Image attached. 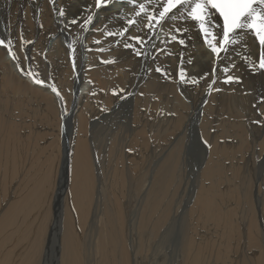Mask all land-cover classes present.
<instances>
[{
	"label": "bare ground",
	"instance_id": "bare-ground-1",
	"mask_svg": "<svg viewBox=\"0 0 264 264\" xmlns=\"http://www.w3.org/2000/svg\"><path fill=\"white\" fill-rule=\"evenodd\" d=\"M144 2L148 8L147 14L158 15L156 9L165 0ZM131 7L114 3L96 10L94 0H0V18L5 21L1 30L6 32L5 44L8 45L11 41L9 47L15 55L14 59L9 55V47L0 46V174L4 178L9 177L14 166L17 173L18 166L23 164L22 160L27 161L26 165L34 161L39 163L41 169L39 167L37 171L40 173L42 168L51 165L44 183L42 180L37 181L32 188L24 187L27 190L25 196L18 190V183L16 182V186L14 184L13 189L16 190L12 192L17 196L0 216V252L3 248L2 241L7 238V219L16 211L21 213L28 201L30 208L40 205L45 184L52 179L53 192L49 203L52 212L51 217L49 214L50 218H47L52 220L50 225H46V228L49 226L47 230L41 232L40 228L34 241L31 240V233L27 236L21 256L22 264H44L43 260L38 262V258L54 250V246H58L60 252H54L57 256H53L52 264H83L82 253L86 260L84 264H89L92 256L97 255V248L106 264H136L139 251H151L149 258L153 261L152 264H201V261L202 264H210L212 257V262L220 259L221 264H264V239L255 222L252 201L246 191L241 196L236 194L237 182L246 175L233 164V160L245 148V152L250 149L256 156H261V147L264 148V69L258 68L261 52L258 40L251 34L246 39V48L244 45L229 46V52L222 51L217 57L211 53L203 35H197V28L176 31L177 25L183 28L185 24H192L190 20L179 19L177 13V19L169 20L164 27L149 29L144 24L129 26L132 36L154 37L143 49L149 55L138 57L133 55L132 49L123 47L124 37H106L103 34L105 27L111 31L122 30L121 25L126 24L123 14ZM60 9L65 11V16H60ZM89 9L94 14V20L87 27H82ZM133 15L131 11H127V18H132ZM71 18H75L77 24H71ZM55 19L62 22V29L54 26ZM144 22L147 23L146 16ZM212 23L215 28L222 27L221 20H213ZM31 29L30 35H27ZM73 30L77 36L68 37L67 34ZM8 31L10 32L7 33ZM173 35L177 37L176 41L171 40ZM181 35L185 39L184 46L178 43ZM50 38L52 42L47 45ZM219 39H222V33ZM97 40L100 41L99 44L95 43ZM208 40L215 43L217 38L208 37ZM101 48L105 50L100 51ZM37 51L46 53V64L49 67L53 65L46 55H58L61 68L57 75L63 83L66 76L72 75L69 106L65 107L63 100L50 87L35 83L25 73L17 54L23 55L26 62L22 64L29 71L32 62L29 55ZM246 57H251L255 70L248 66ZM188 58L193 62L187 63ZM105 60L113 62L103 63ZM157 66L167 72L168 77L156 72ZM225 66L229 69L227 73L223 71ZM213 68L216 69L215 75L212 74ZM181 71H184L186 80L196 76L199 82H182ZM74 73L76 76H73ZM227 75L239 77L241 83H223ZM74 78L76 83L73 82ZM213 79L216 83L210 89L209 84ZM217 88L221 91H216ZM83 91L86 92L83 94ZM119 102H127L128 109L126 108L124 117H120L118 109L115 110L116 106L121 105ZM64 117L73 121L65 137L61 128ZM100 119L107 121L95 127ZM35 120L44 127L40 126L41 132L33 136L27 130L33 127ZM52 121L56 122L57 128ZM191 124L196 125V133L205 135V143L209 145V157L204 163L199 162L202 170L195 176L193 184L190 183L188 174L189 157L183 156L182 152V147L186 148L183 144ZM43 128L48 133H52L50 129L57 130L54 141L60 150V157L57 150L54 151V143H48L47 140L44 142L49 134L44 133ZM96 131L112 133L113 137L107 138L108 148L117 142L126 141L127 148L130 146L129 148L139 149V156L133 155L132 161L103 160L96 167L97 162L93 161L91 153V146L101 142ZM246 134L251 136L246 137ZM172 136L174 140L165 148L168 150L165 158L157 159L155 144L161 139L166 143ZM40 142L43 144H39ZM62 146L67 151L66 155ZM257 148L260 149L258 152L255 151ZM22 149L28 152L23 153ZM101 149L103 150V146ZM102 150L101 153H104ZM148 151L149 162H146L144 155ZM228 161L231 164L227 165ZM28 173V169L22 172L20 179L23 177L24 180ZM3 183L0 178V191ZM194 184L196 188L192 187ZM96 185L98 189L95 188ZM225 185H229V188H224ZM48 186L50 187L49 184ZM193 188L194 192L189 193ZM187 194L189 202L181 213ZM135 197L141 199L136 201L135 207H131L130 203ZM70 201L73 207L69 204ZM244 202L247 204L250 224L249 229H246L245 245L239 242L241 229L234 218ZM69 207L77 218L72 216L74 213H71ZM178 218L181 220V224H178L182 238L176 250L170 247L172 244H169L168 238ZM79 226L82 231L86 227L88 229L83 241L79 236L81 228L77 229ZM198 228L205 232L199 234ZM219 228L227 230L225 236H228V240L224 238L226 242L223 243L227 244L225 249H222L223 245L220 246L223 234H218L216 243L215 240L210 241L207 231L211 230L217 235ZM30 230L29 227V232ZM125 230L127 244L123 239ZM232 243L231 251L229 246ZM14 245L16 249L20 242ZM219 249L225 253L232 252V257L222 258L223 254L217 255L221 252L218 253ZM13 251H8V254ZM4 260L0 259V264L11 259L8 260L7 257Z\"/></svg>",
	"mask_w": 264,
	"mask_h": 264
},
{
	"label": "rangeland",
	"instance_id": "rangeland-1",
	"mask_svg": "<svg viewBox=\"0 0 264 264\" xmlns=\"http://www.w3.org/2000/svg\"><path fill=\"white\" fill-rule=\"evenodd\" d=\"M55 22V27L57 28V29H62V22H59L57 19H55L54 20ZM4 24H5V21L3 20V18H0V39L1 40H4V36H5V34H6V32L4 33L3 32V30H1V28H2V26H4ZM30 31H32V29L31 30H28V34L27 35H30ZM10 31H8L7 33H9ZM4 34V35H3ZM2 35H3V37H2ZM71 35H73V36H77V33H76V31L75 30H73V31H71L70 33H68L67 34V36L69 37V36H71ZM18 36H20V35H18ZM42 40H45V39H42ZM51 40V41H50ZM79 40V42L81 43V39L79 38L78 39ZM50 42H52V38H50L49 40H48V42H47V45H48V43H50ZM45 43H46V41H45ZM45 53V52H44ZM17 54V53H16ZM46 54V53H45ZM45 54H43V52H39V51H37V52H34V53H31L30 55H29V57H30V59L32 60V62L30 63V67H29V71H26V70H28L27 69V67H26V65L24 66V64H22V63H24V61L26 62V60H24V58H23V55L21 54V53H18L16 56L18 57V59L20 60V63H21V65H22V67H23V69H24V71H25V73H30L31 75V79L35 82V80H37V79H39V80H42L44 83L43 84H41V85H46L47 87H50V85H55V87L57 88V91L60 93V96L61 97H63V102H64V106L65 107H67V106H69V102L71 101V99L69 98V94L70 93H72V87H70V85H71V77H72V75H69V76H66L65 77V82L63 83L62 82V80H61V78L60 77H58V75H57V71H58V69H60L61 67H59L60 65L58 64V60H59V57H58V55L57 54H50V55H46L47 57H50L49 59L51 60V63H52V65L55 67H53V66H51V67H49L47 64H46V60H47V58L45 59ZM81 57V60L83 59V55H81L80 56ZM44 58V59H43ZM54 58V59H53ZM45 60V61H44ZM50 71V72H49ZM54 71V72H53ZM73 76H76V74L74 73V75ZM31 80V81H32ZM30 81V82H31ZM49 81V82H48ZM76 81V78H74V81L73 82H75ZM76 83V82H75ZM31 84H33L32 82H31ZM74 84V83H73ZM35 85V84H34ZM40 85V84H39ZM51 88V87H50ZM3 90V89H2ZM86 91H83V94L85 93ZM118 104H121V105H118V106H116L115 107V110H117L118 109V112H120L121 114H119L120 115V117L122 116V117H124L125 116V113H126V111H127V102H123V103H121V102H119ZM122 108H121V107ZM126 106V107H125ZM123 109V110H120V109ZM127 108V109H126ZM90 112V111H89ZM91 113V112H90ZM29 115H33V113H29ZM66 118V120H67V122H66V129H64L63 128V119H62V123H61V128H62V130L64 129V133H65V136L68 134V129H69V126L71 125V123H73V121L69 118V117H65ZM92 120H94V119H92ZM95 121V120H94ZM107 121V120H106ZM106 121H103L102 119H100V121H98V124L96 123L94 126L95 127H97V126H100V125H103ZM37 123H38V125H37ZM52 124H53V126H55L56 127V122L55 121H52ZM24 126H26V125H24ZM40 126H42V127H44L43 125H40L39 124V122H37V120H35V123L33 124V127H31V129H28L27 130V133L28 132H30L33 136L34 135H37V134H39L40 132H41V127ZM94 127V128H95ZM194 127V128H193ZM195 127H196V125L195 124H191V126H190V128H189V132L187 133V135H188V137H187V135H186V137L188 138H186L185 137V139L186 140H184V146L186 145V148L185 147H182V152H184L183 153V156H186V158H187V155H188V157L189 158H187V160H188V169H189V172H188V174H189V178L191 179H188V181L190 180V183L191 184H193L194 183V180H195V176L198 174V173H200V171L202 170H200V167H201V164L200 163H204L205 161H207V159H208V157H209V145L207 144V143H205V140H206V137H205V135L204 134H199V133H196L195 132ZM57 128V127H56ZM51 130V132L52 133H48L47 132V129L46 128H43V131H44V133L46 132L47 134H49L45 139H44V142H46V140L48 141V143L50 142H52V143H54V145L56 146V148H55V150L54 151H56L57 150V152H58V154H59V157L61 156V154H60V150L59 149H57L58 148V146H57V144H56V141H54L55 139H54V137H55V134H56V132H55V130L53 131V129H50ZM38 131V132H37ZM42 131V132H43ZM57 131V130H56ZM33 132V133H32ZM55 132V133H54ZM98 132V133H97ZM35 133V134H34ZM96 133H97V138H99V139H101L100 141L101 142H99V143H97L96 141V143H94L93 144V147L91 146V153H92V158H93V161H96L97 162V164L95 165L96 167H99V163L100 162H102L103 160V162H108L109 161V159H110V161L111 160H128V161H132L133 160V158H132V156L133 155H135V156H139V153H140V151H139V149H137V148H127V146H128V144L126 143V141H124L123 143L122 142H117L115 145H113V146H111V147H107L106 146V142H107V138H112L113 136H112V133L110 132H108L109 134H107V132H105V133H103V131H96ZM102 135H101V134ZM106 134H107V136H106ZM197 134V135H196ZM100 135V136H99ZM64 136V137H65ZM110 136V137H109ZM191 136V137H190ZM250 137L251 135L249 134V135H247L246 134V137ZM51 138H53V139H51ZM103 138H104V140H106L105 142H104V140H103ZM173 138V139H172ZM190 139V140H189ZM173 140H174V136H172L171 138H170V140L168 141V142H166L165 143V140H163V139H161V141L160 142H158L157 144H155V146H157V147H155V150L157 151V154H156V158L157 159H164L165 158V156H166V153H167V149H165L166 147H168V145H171V143L173 142ZM164 141V142H163ZM191 141H193V143L191 142ZM29 142V141H28ZM150 142H152V141H150ZM104 143H105V145H104ZM126 143V144H125ZM161 143V144H160ZM162 143L164 144L163 146H162ZM187 143V144H186ZM39 144H43L42 142H40ZM204 144H207V145H204ZM125 145V146H124ZM100 146V147H99ZM103 146V150L101 149V147ZM118 146V147H117ZM189 146V147H188ZM96 147H98V148H96ZM94 148H96V149H98L97 151H96V149H94ZM111 148V149H110ZM123 148H125V150L123 149ZM164 148V149H163ZM27 149V148H26ZM107 149V150H106ZM161 149V150H160ZM163 149V150H162ZM197 149V150H196ZM199 149V150H198ZM246 149V148H245ZM245 149H244V151L241 153V155L239 154V156L237 155V158L236 159H234L233 160V164L239 169V171L245 176V178L242 180V178H241V180L239 181V182H237V188H236V190H237V192H236V194H237V196L239 195V196H241V195H244L245 193V191L248 193V195H249V198L251 199V201H252V207H253V214L255 215L254 217H255V222H256V224H257V226H258V229H259V231H260V236H261V238H263L264 239V148H262L261 147V149H262V155L261 156H259L258 154H257V156H256V154L255 153H253L252 154V152H251V150L250 149H248V151H246L245 152ZM94 150V151H93ZM101 150H102V152H104V153H101ZM115 150V151H114ZM167 150V151H166ZM202 150V151H201ZM205 150V151H204ZM249 150H250V152H249ZM260 149L259 148H257L255 151L256 152H258ZM26 151L28 152V150H25V152H24V150L22 149V152L23 153H26ZM124 151V152H123ZM159 151H160V153H159ZM198 151V152H197ZM31 151H29V153H30ZM128 152V153H127ZM208 152V153H207ZM99 153V154H98ZM110 153V154H109ZM113 153H115V154H113ZM125 153V154H124ZM149 151L144 155L145 157L144 158H147V160H146V162H149V160H148V156H149ZM195 153V154H194ZM249 153V154H248ZM98 154V155H97ZM165 154V155H164ZM199 154V155H198ZM205 154H206V156H205ZM244 154V155H243ZM246 154V155H245ZM101 155H103V156H101ZM114 155V156H113ZM148 155V156H147ZM159 155H161V156H159ZM196 155V156H195ZM208 155V156H207ZM100 156V157H99ZM124 156V157H123ZM121 157V158H120ZM198 157H199V159H198ZM201 157V158H200ZM248 157H250V160H248ZM254 157V158H253ZM97 158V159H96ZM100 158V159H99ZM238 158H242V159H238ZM202 159V160H201ZM27 160V159H26ZM194 160H196V161H194ZM238 160V161H237ZM240 160V161H239ZM162 161V160H161ZM160 161V162H161ZM23 164H18V165H20V166H18L19 168H18V170H17V173H15L16 172V168H15V166H14V168L12 169V172H11V174H8V176L9 177H7V178H4L3 177V174H0V178L3 180V187H2V190L0 191L1 193H0V211H1V208H2V211L0 212V216H1V214H2V212H4V210L6 209V207H8V205H9V203H10V201H12L17 195H14L13 194V192H15L14 190H16V189H13V186H14V184H15V186L17 185V183H18V190H20V192H21V194L23 195V196H25L26 195V193H27V190L26 189H24V187H26V188H32L33 187V185L37 182V181H41L42 182V180H43V183L45 182V178H46V174H47V171H48V169H49V167L51 168V165H49V166H47V167H44V168H42V173H40V171L38 172L37 170L39 169V167H40V169H41V166L39 165V163H37L36 161H34V162H32V163H30L29 165H26L27 164V161H25V160H22L21 161ZM196 162V163H195ZM200 162V163H199ZM191 163V164H190ZM194 163V164H193ZM198 164V165H197ZM226 164L227 165H229V164H231V162L230 161H228V162H226ZM242 164V165H241ZM195 165V166H194ZM23 166H25V167H23ZM38 166V167H37ZM57 165L55 164V167H56ZM194 167H196V168H194ZM38 168V169H37ZM57 168V167H56ZM191 168V169H190ZM202 168V167H201ZM5 169H6V167H5ZM10 169V168H9ZM22 169H23V171H22ZM27 170L28 169V176H26V177H24V180H22L23 179V177H21V179H20V176H21V173L22 172H24L25 170ZM44 169H45V171H44ZM187 169V170H188ZM194 169V170H193ZM198 169V170H197ZM51 170H53V169H51ZM190 170H192V171H190ZM200 170V171H199ZM242 170V171H241ZM37 171V172H36ZM44 171V172H43ZM199 171V172H198ZM20 172V173H19ZM195 172H197V173H195ZM20 175H19V174ZM52 173V172H51ZM193 173H194V175H193ZM15 174V175H14ZM192 174V175H191ZM248 174V175H247ZM14 175V176H13ZM32 175V176H31ZM12 176H13V178H12ZM249 177V178H248ZM6 179V180H5ZM193 179V180H192ZM21 180V181H20ZM49 180V179H48ZM248 180V181H247ZM51 181H52V179L51 180H49L48 182H46V184H45V189H44V191H43V197H42V202H41V204L40 205H35V207L34 206H31V208H33V209H31L30 207H29V201H28V203H27V205H26V207H22L21 209H22V211H21V213L20 212H15V213H13V215H12V217H10V218H8L7 219V222H6V225H9V227L5 230V234H6V236H7V238L4 240V241H2V244H3V248H2V250H1V252H0V259H6L7 257H8V260L9 259H11V260H9V261H7V262H5V263H3V264H22V260H21V256L23 255V249H24V246L26 245V241L28 240V238H27V236L29 237V234L31 233V235H32V237H31V240L32 241H34L35 240V237H36V234L38 233V232H40L41 231V229H42V231L41 232H43L45 229L47 230L48 228H49V226H48V228H46L47 226V224H49L50 223V220H52V218L51 219H47V218H50L51 217V212H52V207H51V204H49V203H51V196H52V193L51 192H53V188H51V187H53V186H51V185H53V183L51 184ZM17 182V183H16ZM50 182V183H49ZM53 182V181H52ZM27 183V184H26ZM42 183V184H43ZM48 184L50 185V187L48 186ZM206 184H208V183H206ZM24 185V186H23ZM195 186V188H196V184H194L192 187H194ZM229 185H225L224 186V188H227ZM47 187V188H46ZM191 187V188H192ZM8 188V189H7ZM95 188L96 189H98V186L96 185L95 186ZM229 188V187H228ZM227 188V189H228ZM13 189V190H12ZM95 189V190H96ZM194 188L192 189V192H191V190H190V192L189 193H193L194 192ZM13 191V192H12ZM6 192H7V194H6ZM50 193V194H49ZM8 195V196H7ZM47 195V196H46ZM135 195V194H134ZM189 194H187L186 195V197L184 198V201H183V203H182V211H180L181 213L182 212H184L185 211V205H187L188 204V202H189V199H188V196ZM194 195V194H193ZM46 196V197H45ZM12 197V198H11ZM136 199V200H135ZM141 198L140 197H135L134 198V200L132 199V201H131V207H135V204H136V201L138 200H140ZM254 200V201H253ZM256 200V201H255ZM261 202H260V201ZM125 201V200H124ZM185 201H186V203H185ZM255 202V203H254ZM6 203V204H5ZM43 203V204H42ZM46 203V204H45ZM126 203H129V202H126ZM192 203H193V200H192ZM257 203V204H256ZM48 204V205H47ZM69 204L73 207V204H72V202L70 201L69 202ZM254 204V205H253ZM44 206V207H43ZM70 206V207H71ZM247 204L244 202V204L241 206V208H240V210H239V213H238V215L235 217L234 216V218L237 220V223L239 224V228L241 229L240 231H241V233L239 234V242H240V244H242L243 243V245H245L244 243H246V241H247V238H246V236H247V231H246V229L248 230L249 229V226H250V224H249V216H248V214H247ZM69 207V208H70ZM230 207V205H228V208ZM255 207V208H254ZM41 208V209H40ZM44 208V209H43ZM49 208V209H48ZM129 208V207H128ZM231 208V207H230ZM246 208V209H245ZM257 208V209H256ZM20 209V210H21ZM45 209H48V210H45ZM223 209H224V206H223ZM43 210H45V211H43ZM73 210V209H72ZM37 211H38V213H37ZM70 211H71V208H70ZM259 213H258V212ZM25 212H26V214H25ZM43 212H45V213H43ZM48 212V213H47ZM257 212V213H256ZM23 213H24V215H23ZM40 213H42V214H40ZM71 213H74V214H72V216L75 218H77V215L75 214V212L73 211H71ZM92 213V212H91ZM180 213V214H181ZM17 214H19V215H17ZM30 214V215H29ZM45 214L47 215V216H45ZM49 214H50V217H49ZM257 214V215H256ZM16 215L19 217H17V219H15L16 218ZM21 215L23 216V217H21ZM32 215H33V217H32ZM247 215V217L245 218V216ZM11 218H13V220L11 219ZM21 218H23L22 220H21ZM35 218V219H34ZM241 218V219H240ZM20 219V220H19ZM27 219H28V221H27ZM31 221H30V220ZM246 219V220H245ZM259 219H260V221H259ZM34 220V221H33ZM42 220H43V222L44 223H42ZM48 220V221H47ZM178 220H180L179 218H178ZM178 220H176V224H175V226H174V229L173 230H171V233H170V237L168 238L169 239V244L171 245L170 247L172 248V249H176V250H178V245H179V242H180V238H182L181 237V231H180V224H181V220L180 221H178ZM15 222L14 223V225L12 224L13 222ZM30 221V222H29ZM123 222H124V219L122 220ZM29 222V223H28ZM260 222V223H259ZM178 223H180V224H178ZM12 224V225H11ZM15 224H16V226H15ZM22 224V225H21ZM33 224V225H32ZM18 225V226H17ZM25 225V226H24ZM29 225V226H28ZM50 225V224H49ZM179 225V226H178ZM240 225H243V226H240ZM19 226H22V227H19ZM32 226V227H31ZM13 229H12V228ZM29 227H30V232H29ZM33 227H34V229H33ZM179 229H178V228ZM242 227V228H241ZM248 227V228H247ZM17 228H20L19 230H16ZM41 228V229H40ZM80 226L79 227H77V229L78 230H80ZM176 228V229H175ZM11 229V230H10ZM14 229H15V231H14ZM21 229H22V231L23 232H25V233H23L22 231H21ZM26 230V231H24V230ZM85 229H87V227L86 228H84V232L82 231V228H81V231L79 232V236H80V238H81V240L83 241L84 240V237H85V235H86V233H87V231H88V229L87 230H85ZM10 230V231H9ZM33 230V231H32ZM134 230V229H133ZM198 233L199 234H203L205 231L204 230H202V229H200V228H198ZM9 231V232H8ZM21 232V233H15V232ZM37 231V232H36ZM208 231V234H209V236L211 237L210 238V241L212 240V241H214L215 240V238L218 236V234L219 235H222L223 234V236H222V240H221V245L220 246H222V247H224V248H222V249H225V247L227 246V244H223V243H225L226 242V240H224V238L225 239H227V237L228 236H225V233H226V231H224V230H222L221 228H219V229H217V235L215 234V233H212L213 231H211V230H207ZM86 232V233H85ZM229 232V231H228ZM263 232V233H262ZM13 234V236L11 237V235ZM135 233V232H134ZM8 234V235H7ZM180 234V235H179ZM229 234V233H228ZM228 234H226V235H228ZM10 235V236H9ZM17 235H19V236H17ZM215 235V236H214ZM230 235V234H229ZM23 236H25V238H22ZM135 237H137V234L135 233V235H134ZM179 236V237H178ZM11 237V238H10ZM15 237V238H14ZM21 237V238H20ZM123 239L125 240V242H126V244H127V241H126V239H127V237H126V230L124 231V233H123ZM11 240V241H10ZM223 240H224V242H223ZM228 240V239H227ZM244 240V241H243ZM18 241L20 242V245L19 246H17V248L15 249V245L14 244H16L17 245V243H18ZM208 241V240H207ZM209 241V242H210ZM216 241V240H215ZM243 241V242H242ZM218 242V240L216 241V243ZM22 243V244H21ZM25 243V244H24ZM82 243H84V242H82ZM236 243V242H235ZM233 244L234 243H232L230 246H229V249L232 251V249L231 248H233ZM238 244V243H237ZM21 247V248H20ZM98 247V246H97ZM5 249V250H4ZM216 249V248H215ZM222 249H219L218 250V253L222 250ZM10 251V250H14L13 251V256H12V254H8V251ZM59 251L60 252V249H59V247L58 246H54V250H52V251H50L48 254H44V256H42L41 258H38V262H42V260L44 261V264H52V260H53V256H57V255H54V252L55 251ZM83 250V249H82ZM99 249L97 248L96 249V254L97 255H94L95 257H93L92 256V262H90L89 264H93V262L95 263V264H106L104 261H102L103 260V256L101 255V254H99V251H98ZM229 250V251H230ZM16 251V252H15ZM83 252V251H82ZM149 251H147V252H140L139 251V254L137 255V263L136 264H141V263H143V264H152L153 263V261L151 260V258H149V256H150V253H151V251H150V253H148ZM216 252V251H215ZM21 253V254H20ZM147 253V254H146ZM15 254V255H14ZM83 254V256L85 257V255H84V253H82ZM142 254V255H141ZM223 254V255H222ZM225 254H227V255H225ZM59 255V254H58ZM140 255V256H139ZM217 255H219V256H221L222 255V258L224 257H232V252L231 253H225V252H220L219 254H217ZM7 256V257H6ZM10 256H12L11 258H10ZM146 256V257H145ZM213 256H214V253H213ZM6 257V258H5ZM83 257V262L85 263V258ZM97 257V258H96ZM102 258V259H100V258ZM148 257V258H147ZM96 259V260H95ZM35 260L37 261V258H35ZM131 260V258L129 257V262H131L130 261ZM140 260V261H139ZM143 260V261H142ZM168 261H169V259H167ZM5 261V260H4ZM142 261V262H141ZM212 261H214V258L212 257L211 258V260H210V264H215V263H218V264H221V260L219 259L217 262H212ZM9 262V263H8ZM204 262V261H203ZM83 263V264H84ZM88 263V262H87ZM54 264H57V263H54ZM201 264H202V261H201Z\"/></svg>",
	"mask_w": 264,
	"mask_h": 264
},
{
	"label": "snow or ice",
	"instance_id": "snow-or-ice-1",
	"mask_svg": "<svg viewBox=\"0 0 264 264\" xmlns=\"http://www.w3.org/2000/svg\"><path fill=\"white\" fill-rule=\"evenodd\" d=\"M123 4L127 7V5H131L130 9L127 11H131L134 15L132 18H127V11L123 14V18L126 20V24L121 25L122 30L111 31L108 28L103 29V34L106 37L119 36L124 37L125 42H123V47L126 49H132L133 55L138 57H147L149 53L143 51L148 43L152 42L153 36L142 37L139 35L132 36L130 34L131 28L129 26H138L140 24H144V27L149 29L155 27H164L167 25L169 20L177 19V13H179V19L181 20H190L192 22L191 25L185 24L182 28L180 25H177V32L188 31L189 28H197V35H203L205 42L208 44V47L211 50V53L217 55L219 57L221 52H229L231 49L229 46H237L244 45L246 48V39L249 35L254 34L256 40H258L259 45L261 46V52L258 62V68L264 69V0H165L163 4H161L160 8L156 9L158 15L155 13L147 14L148 8L144 2V0H94V8L96 10L101 9L102 7H107L109 4ZM138 9V10H137ZM176 10L175 12L173 10ZM214 10V12H213ZM89 14L84 20V25L82 27H87L92 24L94 20V14L91 9L88 10ZM59 14L61 17L65 16V11L63 9L59 10ZM171 14V15H170ZM218 14V16L216 15ZM145 16L146 21L145 23ZM216 20L219 22L222 20V27L215 28L212 21ZM155 21L153 24L152 22ZM71 24H77V20L75 18L70 19ZM91 30V29H88ZM126 33L128 35L126 36ZM222 33V39H219ZM215 36L217 38L216 42L213 43L208 40V37ZM191 38V37H189ZM172 41H176L177 37L173 35L171 37ZM129 41H134L131 43ZM95 43L99 44L100 41L97 40ZM178 43L182 46L185 45V39L183 35L178 40ZM9 44L6 45L4 40H0V46L9 47ZM219 44V47H217ZM138 46V47H137ZM71 48V45H69ZM105 49L101 48L100 51H104ZM9 55L13 56L15 59V55L9 47ZM155 60V57H153ZM248 66L255 70L256 66L251 63V57L245 58ZM103 63H112V60L102 61ZM187 63H192V59L188 58ZM75 66V65H74ZM235 66V65H233ZM155 71L161 73L162 76L168 77V73L165 72L161 67L157 66ZM225 73L229 71L228 67L225 66L223 69ZM216 69L213 68L212 74L215 75ZM29 75H31L29 73ZM180 79L182 82L196 84L199 82L198 77L192 76L190 79H185L184 71L180 72ZM37 84H43L42 80H35ZM216 83V80L213 79L212 83L209 84V88L211 89L212 85ZM223 83H241V79L239 77H235L233 75H227L226 79L223 80ZM52 92H54L58 98L61 100L63 97L60 96V93L57 91L55 85H50ZM216 91H221V89L217 88ZM115 95V93H114Z\"/></svg>",
	"mask_w": 264,
	"mask_h": 264
},
{
	"label": "water",
	"instance_id": "water-1",
	"mask_svg": "<svg viewBox=\"0 0 264 264\" xmlns=\"http://www.w3.org/2000/svg\"><path fill=\"white\" fill-rule=\"evenodd\" d=\"M66 122H67V120H66V118L64 117V119H63V128L64 129H66ZM64 129H63V135L65 136V131H64ZM63 147V149H64V146H62ZM64 154L66 155L67 154V151L64 149Z\"/></svg>",
	"mask_w": 264,
	"mask_h": 264
}]
</instances>
